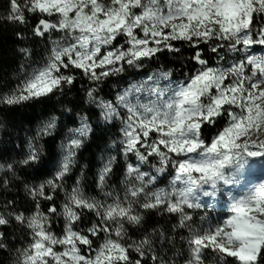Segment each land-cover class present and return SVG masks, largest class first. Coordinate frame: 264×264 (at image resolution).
Here are the masks:
<instances>
[{"label":"snow or ice","instance_id":"1","mask_svg":"<svg viewBox=\"0 0 264 264\" xmlns=\"http://www.w3.org/2000/svg\"><path fill=\"white\" fill-rule=\"evenodd\" d=\"M0 19L25 27L34 20L31 34L48 53L0 95V105L40 101L82 77L89 83L86 103L99 110L100 122L120 125L111 145L119 146L117 155L97 173L103 199L86 195L83 173L70 190L66 186L94 132L89 114L80 112L78 126L68 127L58 146L55 173L24 185L31 213L0 211V228L14 222L28 237L15 248L14 264H179L156 249L157 241L176 249L174 236L155 230L139 239L130 235L144 228L148 213L178 219L172 231L183 230L182 264H264V53L256 54L264 49V0H9L8 15ZM16 36L25 38L22 31ZM173 42L195 49L190 60L198 67L183 80L161 69L117 91L115 101L99 95L110 77L142 69L158 53H179ZM19 52L26 60L32 56L27 47ZM59 120L43 121L25 157L0 163V172L19 179L17 166L40 164V141L55 134ZM206 128L215 134L207 136ZM118 156L125 162L121 191L109 184ZM166 174L167 187H156ZM225 197V218L210 222L207 209ZM6 240L0 230V251L9 250ZM182 255L175 250V257Z\"/></svg>","mask_w":264,"mask_h":264},{"label":"trees","instance_id":"2","mask_svg":"<svg viewBox=\"0 0 264 264\" xmlns=\"http://www.w3.org/2000/svg\"><path fill=\"white\" fill-rule=\"evenodd\" d=\"M9 0H0V18L8 15ZM35 23L30 21L28 27L18 24L9 23L0 19V95L7 94L15 89L21 81L30 63L41 64L45 61L47 49L45 44L39 38L31 34V25ZM22 31L24 39H17L16 33ZM177 47H180L179 53L163 52L158 53L157 57L146 61L142 69H127L122 75L110 77L101 86L99 95L107 100H114V95L122 87L119 77L124 81L134 77L135 71L138 76L147 75L157 70H171L172 77L176 80H183L186 73L195 70L198 65L190 60L195 49L181 42H173ZM21 47H27L31 50L32 56L27 60L19 52ZM204 48L205 58H210L209 63L215 64L216 57L214 54L207 51V46ZM43 60V62H39ZM25 65V71H21V65ZM131 71V72H129ZM89 83L86 79L80 78L71 88H66L63 93H57L48 98H43L40 101H29L15 106L0 105V163L8 164L19 161L25 157L28 152V143L32 138L37 128L43 121L55 115L60 117L58 127L52 137H45L40 143L44 145V156L38 165L29 167L16 168V173L19 179L3 174L0 181L7 178L8 185L5 187L0 183V211H23L25 214H30L33 209V202L25 191V184H38L47 178H50L56 171V166L59 158V144L63 140L68 127L78 126L76 113L86 112L90 116L94 132L90 139L85 142L80 151V161L84 166V176L89 184L90 190L95 193L97 189L96 178L98 169L99 155L108 146L110 132L116 125H105L98 119V110L86 103V89ZM72 109L69 113L66 110ZM207 136L215 134V128H206ZM124 167L119 168L114 165L112 177H117V183L123 179ZM12 202L9 209H4V205ZM60 204L59 198L56 200ZM178 220L169 215H160L156 213H148L144 228L140 230H129V233H134L139 239L146 232L153 230L161 232L164 230L166 235L175 237L176 249H178V232L172 231V226L177 224ZM56 231L59 232L61 224L55 225ZM7 234L6 243L9 245V250L0 251V264H14L15 248L27 243L28 237L21 228L14 222L10 227L0 228ZM168 248L170 253L174 254L176 249L172 245L165 243L161 246L159 241L156 243V249H159V254L162 256L163 249ZM232 258H228L231 261ZM228 264V262H226Z\"/></svg>","mask_w":264,"mask_h":264},{"label":"rangeland","instance_id":"3","mask_svg":"<svg viewBox=\"0 0 264 264\" xmlns=\"http://www.w3.org/2000/svg\"><path fill=\"white\" fill-rule=\"evenodd\" d=\"M264 53V49L262 48H258L256 49V54L257 55H260ZM47 54L46 53L45 55V59L47 57ZM39 62H43V60L39 61ZM38 66V63H30V65L28 66L27 70L30 72L32 70V68L34 67H37ZM131 72V71H129ZM138 72L139 71H135V75L134 77H131L129 78L128 80L124 81V79L122 80L120 77H119V81L120 83H122V87L120 88V90H122L123 88L127 87V85L132 82V81H135V80H140L142 79L144 76L146 75H143V76H138ZM154 72V71H153ZM150 74V73H149ZM148 75V74H147ZM172 79L174 81H181V80H176L172 77ZM115 96L116 94L114 95V100L115 101ZM98 110V109H97ZM99 112V110H98ZM40 127V126H39ZM38 127V128H39ZM37 128V130H38ZM119 128H120V125L119 123L117 122L115 127L113 129H111V132H110V139H109V143H108V146L105 148V150L99 155V165H98V169L96 170V172L98 173L100 168L104 165V163H106L107 159L111 156V155H117V152H118V145H117V148H113L111 147L112 145V142L113 141H118L119 138H120V132H119ZM36 130V132H37ZM65 136V135H64ZM64 139V137H63ZM90 139V138H89ZM88 139V140H89ZM87 140V141H88ZM82 150V148L78 151V155H77V160H76V164L72 170V173L71 175L66 178V186L68 187V189L70 190L71 187L74 185L76 179L80 178L81 177V173H83V170H84V166L82 165V161H80V151ZM61 159V154H60V150H59V158H58V163H57V166H56V170L58 169V166H59V161ZM4 164V163H3ZM117 166L119 168H123L125 166V162L123 160V158L121 156H118V159H117V162H116ZM6 165V164H5ZM4 173L0 172V177L3 175ZM97 176V175H96ZM258 176V175H256ZM170 175H165V176H161L159 179H158V183L156 185V187H167L168 185V181L170 180ZM255 178V177H253ZM109 184L111 185L112 188H114L116 191H121V185L120 183H117V177H113L110 179L109 181ZM82 185H83V188H84V191L86 193V195L90 196V197H96V198H99V199H103V196H102V193L101 191L97 188L95 190V193L92 192L90 190V187H89V184L86 182V178L84 176V173H83V179H82ZM122 194V192H121ZM59 201L60 203L62 202L63 200V193H60L59 196ZM226 200V197L224 199H218L215 203V206L214 207H211L209 209H207V212H208V218H209V221L212 222V223H216L218 221H221L222 219L225 218V210H226V204H225V201ZM209 203H212L211 201H209ZM219 204V206H217ZM165 215H169L167 213H164ZM202 213L199 212V210H196L195 211V216L198 217L199 215H201ZM171 216L172 218L174 219H177L175 216H172V215H169ZM92 217L89 216V219H91ZM178 220V219H177ZM134 230V229H132ZM162 232L166 233L164 230H162ZM178 238H180V235L181 233L183 232V230H178ZM131 236L133 239H136L137 237L135 236L134 233H131ZM178 244V250L182 251L184 253V255L180 256V257H175L174 254L170 253L169 250H167L168 248H165L162 251V257L165 259V260H169V259H178L179 261V264H182L183 260L187 257V250H186V245L183 244V242L181 240H179V242L177 243ZM160 245L162 246L163 244L160 243ZM157 251L159 252V249H157ZM148 264H151V262L149 261Z\"/></svg>","mask_w":264,"mask_h":264},{"label":"bare ground","instance_id":"4","mask_svg":"<svg viewBox=\"0 0 264 264\" xmlns=\"http://www.w3.org/2000/svg\"><path fill=\"white\" fill-rule=\"evenodd\" d=\"M256 175H259V173H256Z\"/></svg>","mask_w":264,"mask_h":264}]
</instances>
